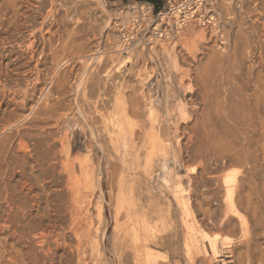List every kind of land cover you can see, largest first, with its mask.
I'll list each match as a JSON object with an SVG mask.
<instances>
[{
  "label": "rangeland",
  "instance_id": "1",
  "mask_svg": "<svg viewBox=\"0 0 264 264\" xmlns=\"http://www.w3.org/2000/svg\"><path fill=\"white\" fill-rule=\"evenodd\" d=\"M44 1L27 11L30 24L6 12L9 25L0 26V93L27 87L31 95L26 108L0 113V147L6 148L0 155V264H264V104L257 99L264 85V0H221L219 32L189 28L152 48L146 38L154 26L164 29L168 16L150 12V4L57 0L54 9ZM161 11L168 12L167 3ZM47 13L52 17L43 35L56 36L54 49L37 71H27L22 59L13 70L9 52L23 55L18 46L28 40L26 27H38ZM16 25L25 37L12 33ZM201 32L197 50L189 51L185 39ZM151 113L160 120L186 118L181 127L187 132L163 143L167 165L157 158L148 171L144 140L123 146L108 120L125 116L147 124L148 132ZM18 132L25 154L7 143ZM230 176L236 182L227 187Z\"/></svg>",
  "mask_w": 264,
  "mask_h": 264
},
{
  "label": "bare ground",
  "instance_id": "2",
  "mask_svg": "<svg viewBox=\"0 0 264 264\" xmlns=\"http://www.w3.org/2000/svg\"><path fill=\"white\" fill-rule=\"evenodd\" d=\"M7 1V3L5 4V6H0V26H3L4 24H8V23H6L8 20H7V18L5 17L6 15H8V14H6V12H11L12 14H14V15H17V17H18V15L19 16H21L22 18H24V20H25V22L28 20V10H32L33 8H39V6L37 5V4H42V3H39V2H41V1H44V0H6ZM47 1V0H46ZM49 1V0H48ZM56 1L57 0H51L50 1V3H51V6L53 7V5L56 3ZM59 1V0H58ZM86 0H76V4H79L78 2H81V4L82 3H84ZM45 2V1H44ZM54 3V4H53ZM67 3V2H66ZM53 4V5H52ZM74 4H75V2H74ZM47 5V4H46ZM83 5V4H82ZM86 5L87 6H89V3L87 4L86 3ZM41 6V5H40ZM56 6V5H55ZM54 6V7H55ZM87 6H85V7H87ZM53 7V8H54ZM83 7V6H82ZM54 9H56V7L54 8ZM75 9V8H74ZM36 10V9H35ZM28 11V12H27ZM55 11V10H54ZM72 11V10H71ZM36 12H37V10H36ZM56 12V11H55ZM68 12H69V10H68ZM217 12V11H216ZM71 13V12H70ZM70 13H68V14H70ZM73 13V12H72ZM218 13V12H217ZM27 14V15H26ZM31 14V13H30ZM56 14V13H55ZM14 15H12V16H14ZM11 16V17H12ZM51 16V13L50 14H46V15H41V20L42 21H40V22H35L34 24H36V23H39V26L37 27V25L36 26H34V25H32V29H30L29 27L30 26H27L26 27V34H27V38H28V40H25V41H27L26 43H24V44H22L21 42H20V44H22V45H19L18 46V48H20L21 50H22V52H23V55H21V57L17 54V53H15V52H13V51H10L9 53H10V57H9V53L7 54V55H5L6 57H9V58H11L12 57V62H11V64L10 63H7L6 65L7 66H9L8 64H10V66L12 65L13 66V70H14V67L16 66V65H18V63L19 62H21L20 60L22 59V60H24L25 61V63L23 64V66L27 69V71H29V72H34V71H37V69H38V67L40 66V64L42 63V61L44 60V57H45V53H46V51H48L49 52V50L50 51H52L53 49H54V47L52 46L53 45V36H51V37H46L45 35H43V34H45V33H43V31H44V26H45V22L48 20V18ZM15 17V16H14ZM52 17V16H51ZM16 18V17H15ZM53 22H55L56 20H55V17L53 16ZM19 19V18H18ZM39 19V18H38ZM50 19V18H49ZM40 20V19H39ZM38 20V21H39ZM60 20V19H59ZM76 21V20H75ZM9 22V21H8ZM28 22V21H27ZM16 23V22H15ZM14 23V24H15ZM29 24H30V22H28ZM47 23V22H46ZM58 23V22H57ZM3 24V25H2ZM18 24V23H17ZM51 24V23H50ZM56 24V23H55ZM76 24V23H75ZM79 24V23H78ZM77 24V25H78ZM6 25H5V27H6ZM9 25V24H8ZM12 26H13V23H12ZM12 26H10L11 27V29H12ZM75 26V25H74ZM4 27V26H3ZM48 27V26H47ZM46 27V28H47ZM53 26L51 25V28H52ZM49 28V27H48ZM48 28L46 29V30H48ZM66 28V27H65ZM74 28V27H73ZM72 28V29H73ZM6 29H8V31L7 32H10L11 33V31H10V29L9 28H6ZM58 29V28H57ZM56 29V30H57ZM72 29L71 30H68V33H69V31H72ZM75 29V28H74ZM191 29H195V27H193V28H191ZM24 30H25V28H24ZM58 30H64V28H59ZM79 30V29H78ZM254 30V29H253ZM12 33H14L15 32V34L18 36V35H21L22 34V29H20V25H16V26H14V28L12 29ZM65 31H67L66 29H65ZM74 31V30H73ZM76 31V30H75ZM44 32H46V31H44ZM53 32V31H52ZM56 32V31H55ZM55 32H53V33H55ZM61 32H63V31H60V33ZM194 32V31H193ZM218 32H219V26H218ZM11 33V34H12ZM25 33V32H24ZM48 34H50V32H47ZM57 33V32H56ZM64 33V32H63ZM70 33H72V32H70ZM69 33V35H71ZM14 34V35H15ZM76 35H78L77 33H75ZM75 34L73 33V36H75ZM197 34V33H196ZM195 34V36L196 37H188V38H186L185 39V44H186V47H187V49L189 50V51H193V50H197L196 48H198V43H199V41H201V39L203 40V38H204V34L201 32L200 34H197L196 35ZM57 35V34H56ZM66 35H67V33H66ZM21 36H23V35H21ZM62 36V35H61ZM64 36H65V34H64ZM23 37H25V36H23ZM55 38H56V36H54ZM58 37V36H57ZM71 37H72V35H71ZM76 37V36H75ZM14 39H15V37H13ZM54 38V39H55ZM65 38V37H64ZM68 38V37H67ZM72 38H74V37H72ZM71 38V39H72ZM12 39V38H11ZM13 39V40H14ZM21 39V38H20ZM57 39V38H56ZM75 39V38H74ZM74 39L73 40H71L72 42H75L74 41ZM6 40H8V38L6 39ZM59 40H62V38L61 39H59ZM66 40H68V42H69V40H70V38L69 39H66ZM66 40H65V43H66ZM79 39L77 38L76 39V41H78ZM11 41V40H10ZM56 41V40H55ZM54 41V42H55ZM70 41V43H72ZM4 42V41H3ZM14 43H15V41H13ZM57 42H58V40H57ZM84 42V41H83ZM82 42V43H83ZM245 42V41H244ZM11 43V42H10ZM8 44H9V42H8ZM8 44H6V45H8ZM19 44V43H18ZM57 44V43H56ZM11 45V44H10ZM13 45V44H12ZM11 45V46H12ZM55 45V44H54ZM70 45V44H69ZM77 45V44H76ZM156 45V44H155ZM56 46H58V44L56 45ZM64 46V45H63ZM71 46V45H70ZM69 46V47H70ZM83 46V45H82ZM118 46V45H117ZM124 46V45H123ZM13 47V46H12ZM59 47H61V45H59ZM73 47V46H72ZM76 47V46H75ZM71 48V47H70ZM83 47H81L80 46V49H82ZM60 49V48H59ZM58 49V50H59ZM64 49V48H63ZM67 48H65V51H67L66 50ZM74 50L76 49L77 50V48H73ZM84 49H86V48H84ZM121 49V48H120ZM125 49V48H124ZM57 49L54 51V53L55 54H57V51H58ZM60 50H62V48L60 49ZM59 50V51H60ZM71 50V49H70ZM70 50H68V52L67 53H69V51ZM75 50V51H76ZM15 51V50H14ZM63 52H62V54H64V50H62ZM72 51V50H71ZM71 51H70V53H71ZM82 51V50H81ZM81 51L79 50L78 52H80L81 53ZM61 52V51H60ZM84 53L85 52H87V51H83ZM66 53V52H65ZM80 53H79V55H80ZM84 53H83V55H84ZM50 54V53H49ZM62 54H61V56L60 57H62ZM72 54V53H71ZM86 54V53H85ZM47 55V54H46ZM64 55H66V54H64ZM69 55V54H68ZM67 55V56H68ZM74 55L76 56V54H73L72 55V57H74ZM82 55V54H81ZM82 55V56H83ZM50 56V55H49ZM48 56V57H49ZM116 56V55H115ZM2 57V56H1ZM4 57V56H3ZM5 57V58H6ZM53 58H51V59H53L54 60V56H52ZM58 57V58H57ZM66 57V56H65ZM86 57V56H85ZM56 58L59 60L60 58H59V56H58V54L56 55ZM55 58V59H56ZM78 58V57H77ZM1 59V58H0ZM63 59V58H62ZM72 60L74 59V58H71ZM82 59H83V57H82ZM88 59V58H87ZM50 60V59H49ZM48 60V61H49ZM52 60V61H53ZM64 60H65V66H66V64H68V65H70L68 62L69 61H71V60H68L67 61V57L66 58H64ZM75 60V59H74ZM73 60V61H74ZM103 61H104V59H102ZM4 61V60H3ZM47 61V59H46V62H48ZM2 62V61H1ZM9 62V61H8ZM44 62H45V60H44ZM55 62V61H54ZM53 62V63H54ZM56 62H57V60H56ZM59 62H61L62 63V60L61 61H59ZM75 62H76V60H75ZM87 62V61H86ZM86 62H84V64L86 65ZM50 63H52L51 61H50ZM52 63V64H53ZM60 63V64H61ZM82 63H83V61H82ZM54 64H56V63H54ZM53 64V65H54ZM58 64V63H57ZM60 64H58V65H60ZM72 64V63H71ZM76 64V63H75ZM74 64V65H75ZM81 64V63H80ZM15 65V66H14ZM22 65V64H21ZM43 65H45V63L43 64ZM51 64H49V66H50ZM52 65V66H53ZM107 65V64H106ZM48 66V67H49ZM57 66V65H56ZM55 66V67H56ZM62 66V65H61ZM6 67V66H5ZM54 67V66H53ZM55 67H54V69H55ZM67 67V66H66ZM69 67V66H68ZM71 67H73V66H71ZM75 67V66H74ZM73 67V68H74ZM213 67V66H212ZM262 67V66H261ZM11 68V67H10ZM46 68V67H45ZM50 68H52V67H50ZM49 68V69H50ZM57 68V67H56ZM76 68V67H75ZM79 68V67H78ZM121 68V67H120ZM253 68V67H252ZM48 69V68H47ZM54 69H51V70H53L54 71ZM58 69V68H57ZM56 69V70H57ZM115 69V68H114ZM11 70V69H10ZM51 70H49V71H51ZM55 70V72L57 73V71ZM70 70V69H69ZM71 70H72V68H71ZM108 70V68L106 69V71ZM111 70V69H110ZM73 71V70H72ZM71 71V72H72ZM75 71V70H74ZM21 72V71H20ZM41 72V71H40ZM39 72V73H40ZM67 72H69V71H67ZM112 72V70L111 71H109L108 73H111ZM17 73V72H16ZM43 73H44V71H43ZM59 73V72H58ZM75 73V72H74ZM107 73V72H106ZM105 73V75L104 76H106V77H108L107 76V74ZM23 74V73H22ZM35 74H37V75H35V79H37V80H39V81H42V80H40V74H38V73H36L35 72ZM54 74V73H53ZM53 74L51 73L49 76L51 77V75L53 76ZM60 74V73H59ZM59 74H57V77H59ZM62 74H64V73H62ZM73 74V73H72ZM47 75V76H48ZM55 75V74H54ZM66 75V74H65ZM69 75V74H68ZM67 75V76H68ZM63 76V75H62ZM61 76V77H62ZM214 76V75H213ZM43 77V76H42ZM45 77V76H44ZM43 77V78H44ZM57 77H55V78H57ZM65 77V76H64ZM69 77L70 76H68V79H69ZM228 77V76H227ZM48 78V77H47ZM60 78V77H59ZM31 79V78H30ZM33 79V78H32ZM45 79V78H44ZM51 79V78H50ZM58 79V78H57ZM61 79H63V77L61 78ZM67 78H65V80H66ZM34 80V79H33ZM32 80V81H33ZM37 80H34V81H37ZM53 80H54V78H53ZM60 79H58V81H59ZM214 80V79H213ZM54 81H57V80H54ZM54 81H52V82H54ZM57 81V82H58ZM224 81V80H223ZM62 82V81H61ZM60 82V83H61ZM68 82V81H67ZM66 82V83H67ZM242 82V81H241ZM262 82H264V81H262ZM5 83V87H6V82H4ZM11 83V82H10ZM39 83V82H38ZM40 83H42V82H40ZM59 82L56 84V86L58 85V84H60ZM108 83V82H107ZM14 84H16V83H14ZM52 84V83H51ZM63 85L65 84V82L64 83H62ZM68 85H69V83H67ZM8 85V84H7ZM19 85V84H18ZM263 85V84H262ZM261 85V86H262ZM17 86V85H16ZM60 86H61V84H60ZM183 86V85H182ZM261 86H259L260 87V89H259V91L260 90H262V92H258L259 94H258V96H257V99H258V101L260 102V103H262V104H264V85L261 87ZM5 87H3V88H5ZM15 87V86H14ZM17 87H19V86H17ZM22 87V86H21ZM26 87V86H25ZM29 87V86H28ZM33 87V86H32ZM32 87H30V88H32ZM64 87V86H63ZM66 87H67V85H66ZM106 87V86H105ZM10 88V87H9ZM16 88V87H15ZM56 88V87H55ZM68 88V87H67ZM87 88V87H86ZM12 89V88H11ZM58 89H61V88H58ZM57 89V90H58ZM65 89V88H64ZM2 90V89H1ZM5 90V89H4ZM105 91V90H104ZM8 92V91H7ZM7 92L6 91H3V92H1L0 93V113L2 112V110H3V107L5 108L4 110H9V112L10 111H12V110H14L15 111V109L17 108V107H20V106H25L26 104H28V102H29V95H30V93H29V89L26 87V88H24L23 90H21V88L18 90V88H17V91H14V89H13V92L12 93H10V90H9V93L10 94H7ZM57 92V91H56ZM107 92V91H106ZM41 93V92H40ZM104 93V92H103ZM34 94V93H33ZM51 94H54V93H51ZM50 93H49V95H51ZM49 95H47V97L49 96ZM31 96V95H30ZM39 96V95H38ZM34 97H36V95L34 96ZM58 97V96H57ZM31 98V97H30ZM37 98V97H36ZM38 99H39V97H38ZM38 99H36V100H38ZM44 99V98H43ZM42 99V100H43ZM46 99V98H45ZM51 99V98H50ZM58 99V98H57ZM32 100V99H31ZM35 100V101H36ZM60 100V99H59ZM57 101V100H56ZM262 101V102H261ZM41 102V101H40ZM55 102V101H54ZM35 103V102H34ZM33 103V104H34ZM44 103V102H43ZM48 103H50V102H48ZM36 104H37V102H36ZM44 104H46V102L44 103ZM53 104V103H52ZM56 104V103H55ZM58 104V103H57ZM116 104V103H115ZM42 105V107H43V104H41ZM51 105V104H50ZM61 105V104H60ZM32 106H34V105H32ZM39 108H40V106L39 105H37ZM46 106V105H45ZM47 106H48V104H47ZM53 106V105H52ZM35 107V106H34ZM41 107V108H42ZM51 107V106H50ZM20 108H22V107H20ZM25 108H26V106H25ZM33 108V107H32ZM40 108V109H41ZM53 108V107H52ZM19 109V108H18ZM17 109V110H18ZM33 109H36V107L35 108H33ZM39 109V110H40ZM43 109H44V107H43ZM23 110V109H22ZM47 110H48V114H49V110H50V108H47ZM33 111V110H32ZM36 111V110H35ZM42 111V110H41ZM55 111V110H54ZM53 111V112H54ZM8 112V113H9ZM28 112V111H27ZM34 112V111H33ZM37 112H40V111H37ZM36 112V113H37ZM44 112V111H43ZM12 112H10V114H11ZM32 113V112H31ZM35 113V112H34ZM34 113H32V114H34ZM36 113H35V115H36ZM44 113H46V109H45V112ZM50 113H52V112H50ZM61 113H63V112H61ZM103 113H105V111L103 112ZM102 113V114H103ZM121 113H122V111H121ZM123 113H124V111H123ZM122 113V114H123ZM126 113V112H125ZM182 113V112H181ZM181 113H179L180 115L179 116H181ZM29 114V113H28ZM41 114H42V112H41ZM47 114V115H48ZM121 114V115H122ZM128 114V113H127ZM140 114V113H139ZM138 114V112H136L135 113V116H137V117H140L141 115H139ZM167 114V113H166ZM30 115V114H29ZM34 115V116H35ZM38 115H40V114H38ZM43 115V114H42ZM42 115H40V116H42ZM104 115V114H103ZM117 115H119V114H117ZM126 115V114H125ZM139 115V116H138ZM8 116V115H7ZM16 116V115H15ZM28 116V115H27ZM33 116V117H34ZM45 116H46V114H45ZM108 116V115H107ZM120 116V115H119ZM129 116H130V114H129ZM154 115L151 113L150 114V118H149V123H150V129L148 130V132H146V131H144V130H146V128L148 129V126H147V124H145L146 125V127H145V125H143L142 127L141 126H139L140 124V122H137V123H133V122H131L127 117H123V119H120L119 121H116L115 119L114 120H112L111 122H110V119L108 120V118L107 117H105V119H107L108 121H109V123H110V126H111V133H113V138L114 139H116L117 141H120L121 142V144L123 145V146H127V147H131L132 145H133V139H139V140H144L143 141V146L142 147H145L146 149H147V153H146V159H145V168L149 171V169H151V171H152V169L155 167V165L157 164V158H161V159H163V161H162V165L163 166H166L167 165V158H168V156L167 155H169L168 153H169V150H168V152L166 151L167 149H169V148H167L166 146L168 145H163V143H167V142H169V140L172 138V135H177V134H179L180 132L183 134V135H185L186 134V128H184L183 130H182V127H181V124L182 123H184V122H187L185 119H176V117L175 118H171V117H169L168 116V118L167 119H156V118H154L153 117ZM186 116V115H185ZM36 117V116H35ZM54 117V116H53ZM63 117V116H62ZM110 117H112V116H110ZM134 117V116H133ZM157 117V116H156ZM182 117V116H181ZM41 118V117H40ZM39 118V119H40ZM44 118H47V117H43V120H44ZM51 117H50V115H49V119H50ZM57 118V117H56ZM118 118V117H117ZM131 118V117H130ZM146 118V117H145ZM159 118V117H158ZM183 118V117H182ZM8 119V118H7ZM58 119V118H57ZM28 120V119H27ZM27 120H25V121H27ZM41 120V119H40ZM63 120V119H62ZM133 120V119H132ZM146 120H147V118H146ZM13 121V120H12ZM17 121V120H16ZM50 121V120H49ZM105 121V120H104ZM140 121V120H139ZM29 122V121H28ZM68 122V121H67ZM107 122V121H106ZM141 122H144V121H142L141 120ZM147 122V123H148ZM261 122H262V129H264V118H263V120H261ZM15 123V122H14ZM31 123V122H30ZM145 123V122H144ZM208 123V122H207ZM2 124V123H1ZM18 124V123H17ZM43 124V123H42ZM57 124V123H56ZM65 124V123H64ZM141 124H143V123H141ZM185 124V123H184ZM6 125H8V124H6ZM12 125V124H11ZM21 125V124H20ZM105 125H108V124H105ZM2 126V125H1ZM9 126H10V124H9ZM14 126H15V124H14ZM19 126V125H18ZM103 126V125H102ZM25 127V126H24ZM41 127V126H40ZM6 127H4L3 126V129H5ZM10 128V127H9ZM9 128H6V130L5 131H7V129H8V131L11 129H9ZM26 128V127H25ZM58 128V127H57ZM244 128V127H243ZM22 129V128H21ZM136 129H141V130H143V132L141 131L140 133H139V131H138V133L139 134H137V131H136ZM20 130V129H19ZM108 130V129H107ZM7 131V132H8ZM11 131V130H10ZM18 131V130H17ZM264 131V130H263ZM2 132V131H1ZM23 132V131H22ZM103 132H105V129H104V131ZM247 132V131H246ZM2 133H4V130H3V132ZM9 133V132H8ZM108 133V132H107ZM17 134V136L16 137H10L9 139H8V142L7 143H9V145H10V143H13L14 145H15V152H20V153H23V154H25V152H26V150H27V148H26V146H25V144L26 143H24V135H22V134H24V133H20V132H18V133H16ZM196 134V133H195ZM54 135V134H53ZM137 135H140L139 137L137 136ZM9 136V135H8ZM11 136V135H10ZM91 136V135H90ZM2 137V136H1ZM135 137V138H134ZM4 139H7V137L6 138H4ZM138 140V141H139ZM173 140V139H172ZM191 140V139H190ZM3 141V140H2ZM138 141H135V143L136 142H138ZM165 143V144H166ZM170 143V142H169ZM1 144H2V142H1ZM4 145V144H3ZM139 145H140V143H139ZM2 146V145H1ZM216 146V145H215ZM221 146V145H220ZM28 147V146H27ZM170 147V146H169ZM1 148H4V150H6V148L5 147H0V155H2L3 153H4V151H3V149H1ZM167 148V149H166ZM202 148V147H201ZM173 149V148H172ZM171 149V150H172ZM182 149V148H181ZM11 150V149H10ZM13 150V149H12ZM29 150V149H28ZM101 150V149H100ZM175 151V150H174ZM209 151V150H208ZM12 152V151H11ZM8 154V153H7ZM29 155H30V153H29ZM4 156V155H3ZM31 156V155H30ZM167 156V157H166ZM13 158H15V160H17L18 158H19V156L17 155L16 156V154H13ZM15 163V162H14ZM65 164V163H64ZM16 165V164H15ZM14 165V166H15ZM176 165V164H175ZM118 166V165H117ZM8 169V168H7ZM114 169H116V168H114ZM87 170H88V168H87ZM117 170V169H116ZM65 171V170H64ZM62 172V171H61ZM66 173V172H65ZM84 174H86V172L84 173ZM88 174V173H87ZM89 176V175H88ZM87 176V177H88ZM85 177H86V175H85ZM25 181V180H24ZM99 181V180H98ZM23 182V181H22ZM76 182V181H75ZM80 182V181H79ZM225 183V185L227 186V187H232L234 184H235V182H236V178L235 177H227L226 178V180L224 181ZM72 183V182H71ZM136 184V183H135ZM26 185V184H25ZM75 185V184H74ZM133 186V185H132ZM80 187V186H79ZM134 187H135V185H134ZM133 188V187H132ZM130 189H131V187H130ZM121 190V189H120ZM131 190H133V189H131ZM81 192V191H80ZM127 192V191H126ZM133 192V191H132ZM75 193V192H74ZM77 193V192H76ZM131 193V192H130ZM8 195V194H7ZM72 195H74V194H72ZM230 195V197H232V193H230L229 194ZM229 195H228V197H229ZM233 199V198H232ZM233 202V201H232ZM231 202V203H232ZM76 203V202H75ZM231 206V205H230ZM70 209H72V208H70ZM69 209V211H72V210H70ZM74 211V210H73ZM72 213H74V212H72ZM77 214V213H76ZM75 215V214H74ZM101 215V214H100ZM72 216V215H71ZM74 219V218H73ZM57 222V221H56ZM52 224V223H51ZM47 226V225H46ZM53 227V226H52ZM57 231V230H56ZM54 232V231H53ZM78 243V242H77ZM78 244H81V243H78ZM80 246V245H79ZM78 246V247H79ZM80 249V248H79ZM77 250V249H76ZM212 250L217 254L218 253V248H217V244H216V240L215 241H212ZM98 252V251H97ZM79 253V252H78ZM149 258V257H148ZM80 263V262H79Z\"/></svg>",
  "mask_w": 264,
  "mask_h": 264
},
{
  "label": "built area",
  "instance_id": "3",
  "mask_svg": "<svg viewBox=\"0 0 264 264\" xmlns=\"http://www.w3.org/2000/svg\"><path fill=\"white\" fill-rule=\"evenodd\" d=\"M221 0H167L168 12L159 16H168L164 29H159L158 25L152 28L146 41L152 48L157 40L169 39L172 35L183 32L189 28H204L218 32L217 7ZM152 7H149L150 12ZM164 19V18H163ZM161 22H163L161 20ZM126 42L131 43L130 37Z\"/></svg>",
  "mask_w": 264,
  "mask_h": 264
},
{
  "label": "trees",
  "instance_id": "4",
  "mask_svg": "<svg viewBox=\"0 0 264 264\" xmlns=\"http://www.w3.org/2000/svg\"><path fill=\"white\" fill-rule=\"evenodd\" d=\"M139 3L150 4L154 7V11L156 14H159L161 10L165 8V4L167 0H136Z\"/></svg>",
  "mask_w": 264,
  "mask_h": 264
}]
</instances>
